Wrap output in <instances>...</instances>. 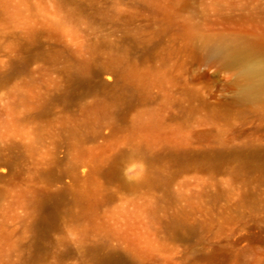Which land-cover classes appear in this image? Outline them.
Here are the masks:
<instances>
[{"label": "rangeland", "instance_id": "obj_1", "mask_svg": "<svg viewBox=\"0 0 264 264\" xmlns=\"http://www.w3.org/2000/svg\"><path fill=\"white\" fill-rule=\"evenodd\" d=\"M264 0H0V264H264Z\"/></svg>", "mask_w": 264, "mask_h": 264}, {"label": "bare ground", "instance_id": "obj_2", "mask_svg": "<svg viewBox=\"0 0 264 264\" xmlns=\"http://www.w3.org/2000/svg\"><path fill=\"white\" fill-rule=\"evenodd\" d=\"M208 58L225 61H241L243 88L237 100L264 96V56L238 38L211 39L205 46Z\"/></svg>", "mask_w": 264, "mask_h": 264}]
</instances>
